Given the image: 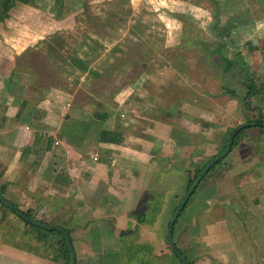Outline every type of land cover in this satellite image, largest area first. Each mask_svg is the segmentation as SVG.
<instances>
[{
	"label": "crops",
	"instance_id": "obj_1",
	"mask_svg": "<svg viewBox=\"0 0 264 264\" xmlns=\"http://www.w3.org/2000/svg\"><path fill=\"white\" fill-rule=\"evenodd\" d=\"M13 16L0 24V194L50 229L0 206V264H66L60 235L31 225L66 229L75 264H183L167 241L172 211L235 126L264 121L263 49L239 52L252 80L245 90L261 87L249 103L216 95L205 105L202 97L201 118L174 105L140 127V94L134 103L116 96L104 119L75 93L52 86L39 94L36 78L16 62L33 47L27 38H40ZM123 110L132 119L120 118ZM239 131L173 225V242L189 264H264V127ZM158 222L163 234L153 231Z\"/></svg>",
	"mask_w": 264,
	"mask_h": 264
},
{
	"label": "rangeland",
	"instance_id": "obj_2",
	"mask_svg": "<svg viewBox=\"0 0 264 264\" xmlns=\"http://www.w3.org/2000/svg\"><path fill=\"white\" fill-rule=\"evenodd\" d=\"M55 4V0H34L11 15H20L23 29L40 38L29 44L26 37L33 47L17 58L18 69L31 72L39 94L59 87L85 97L90 111H102L120 94L126 96L125 102L134 103L140 94L144 99L137 109L140 127H146L148 119H158L160 109L174 105L201 118L202 97L231 95L224 92L223 84L243 94L252 80L243 72L240 49L257 54L264 41V0H62L58 14ZM215 25L229 26L228 34L219 38ZM53 36L58 38V50L48 51L42 41ZM219 41L224 44L221 54L239 64L236 77L229 73V79L221 77L219 55L211 53ZM17 43L25 45L23 39ZM72 55L83 58L92 73L71 66ZM249 68L257 76L255 64ZM122 114L124 121L132 119L128 110ZM151 225L153 231L161 230L159 222Z\"/></svg>",
	"mask_w": 264,
	"mask_h": 264
},
{
	"label": "trees",
	"instance_id": "obj_3",
	"mask_svg": "<svg viewBox=\"0 0 264 264\" xmlns=\"http://www.w3.org/2000/svg\"><path fill=\"white\" fill-rule=\"evenodd\" d=\"M33 3H34V0H0V23H3L12 14L17 13L18 10H22L25 6L32 5ZM55 3H56L55 4V11H56L55 13L58 14L59 10H56V9H58V6L59 7H60V5L62 6V0H55ZM60 12H62V11H60ZM58 16L60 18L62 15L60 16V13H59ZM229 29H230L229 26H216L215 25V32L218 35V37L221 38V39L225 35L228 34V32H229L228 30ZM56 39H58V38L56 36H53V37H49L48 39H46V41H42V42L47 43L48 51H50V50L57 51L58 50ZM223 48H224V44L219 41L217 48H214V50H211V53L213 52V53H217V55H219V63H220L219 65L222 67L221 77H223L226 80V79H229L228 78V73L231 76L236 77L237 75H239L240 71H239V66H238L239 64L234 59H232L231 57L223 56L221 54ZM249 48L255 49V48H259V47L258 46H255V47L249 46ZM261 48L263 49V53H264V41L261 43ZM70 59H72L70 61L71 66H73L74 68H77V69H79L82 72L92 73L93 70L88 67L87 63L85 62V60L83 58H80V57H78L76 55H74V56L72 55V56H70ZM28 68H26V69H28ZM30 73L31 72L29 71V74ZM222 89L224 90V92H226L228 94H231L232 96L234 95L235 97L237 96L239 99H242L246 103H249L251 97L259 95L261 87H256L253 84H250L248 86V88L244 91L243 94H236L235 90L229 84H227V85L223 84ZM86 106L89 107L90 105H86ZM91 109L94 110L93 107H91ZM93 114L95 115L96 118H99V119L106 118V113L102 112L101 110L93 111ZM253 121L254 122H261L263 120L257 119V120H253ZM238 134H240V131L234 137L233 143L235 142V139L237 138ZM104 136H105V134L103 133V135H102L103 139H104ZM111 139H114V137H112ZM220 161L221 160L217 161L215 164H217ZM201 170H202V168L197 170L192 178H189V180L187 182V190L192 185V183L194 182L196 176L198 175V173ZM0 206L6 208L9 211H11L9 208L5 207L1 203H0ZM175 209H176V206L174 207L172 212H174ZM25 215L31 216L30 213H25ZM31 226H32L31 227L32 230H36L40 234H44V236H45L46 232H49V231L52 232V233L60 235L61 239L59 241V247L62 250L63 255L66 256L65 257L66 258V264H69L70 253H69L68 246H67V243H66V240H65L63 234L58 232V231H55V230H47V229H44V228H41V227H38V226H34V225H31ZM44 236L41 235L40 237L42 238Z\"/></svg>",
	"mask_w": 264,
	"mask_h": 264
},
{
	"label": "water",
	"instance_id": "obj_4",
	"mask_svg": "<svg viewBox=\"0 0 264 264\" xmlns=\"http://www.w3.org/2000/svg\"><path fill=\"white\" fill-rule=\"evenodd\" d=\"M256 124H259L262 127H264V121H261V122H257V123L245 122V123L238 124L237 126H235L233 128V130L231 131L230 136L228 138V141H227L225 147L223 148V150L219 154H217L214 158H212L202 168V170L196 176V178H195L194 182L192 183V185L188 188V190L186 191V193L184 194V196L180 200V202L177 205L175 211L173 212V214H172V216H171V218L169 220V223H168L167 241H168V245L171 248V250L178 256V258L181 260V262L183 264H189V263L186 260V258L181 254V252L178 250V248L176 247V245L174 244L173 239H172V228H173V225H174L175 221L177 220V218H178L180 212L182 211L185 203L187 202L188 198L190 197V195L192 194V192L194 191L196 186L199 184V182L202 179V177L210 170V168L217 161L221 160L228 153V151H229V149H230V147H231V145L233 143V140H234V137H235L236 133L239 130L245 128V127H249V126L256 125ZM0 203L3 204L5 207L9 208L16 215H18L21 218H23L25 221H28V222H30L31 224H34V225H38V226L50 229L49 225L42 224V223L38 222L37 220H34L33 218L24 215L15 205H13L9 200H7L1 194H0ZM54 229L59 231V232H61L64 235V237L66 239V242L68 244L69 251H70V262H69V264H75L76 257H75V252H74V248H73V245H72V240H71L69 232L66 229L60 228V227H54Z\"/></svg>",
	"mask_w": 264,
	"mask_h": 264
}]
</instances>
